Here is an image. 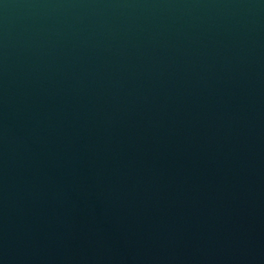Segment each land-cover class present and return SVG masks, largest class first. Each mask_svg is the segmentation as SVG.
Returning a JSON list of instances; mask_svg holds the SVG:
<instances>
[{
	"label": "water",
	"instance_id": "1",
	"mask_svg": "<svg viewBox=\"0 0 264 264\" xmlns=\"http://www.w3.org/2000/svg\"><path fill=\"white\" fill-rule=\"evenodd\" d=\"M0 264H264V0H0Z\"/></svg>",
	"mask_w": 264,
	"mask_h": 264
}]
</instances>
